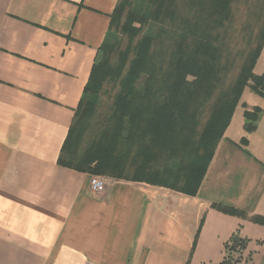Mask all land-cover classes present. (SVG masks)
I'll use <instances>...</instances> for the list:
<instances>
[{"label": "crops", "instance_id": "obj_1", "mask_svg": "<svg viewBox=\"0 0 264 264\" xmlns=\"http://www.w3.org/2000/svg\"><path fill=\"white\" fill-rule=\"evenodd\" d=\"M118 1L0 0V264H219L237 229L264 264V226L210 208L264 217V98L248 88L194 197L112 178L93 193L57 164Z\"/></svg>", "mask_w": 264, "mask_h": 264}, {"label": "trees", "instance_id": "obj_2", "mask_svg": "<svg viewBox=\"0 0 264 264\" xmlns=\"http://www.w3.org/2000/svg\"><path fill=\"white\" fill-rule=\"evenodd\" d=\"M134 1L151 7L148 18L131 11ZM237 1L119 0L57 164L196 196L244 89L264 98V73H253L264 46V25L252 36L247 51L239 54L237 73L227 83L234 64L225 57L229 52L225 25ZM252 4L257 12L264 10V0ZM150 22L159 25L160 33L154 37L142 34ZM119 38L127 43L116 53ZM106 84L116 92L100 114ZM244 109L243 129L252 132L260 109ZM210 208L264 226V217L248 218L244 211L222 204ZM248 243L240 229L235 230L224 243L219 264L249 262L250 254L244 257Z\"/></svg>", "mask_w": 264, "mask_h": 264}, {"label": "rangeland", "instance_id": "obj_3", "mask_svg": "<svg viewBox=\"0 0 264 264\" xmlns=\"http://www.w3.org/2000/svg\"><path fill=\"white\" fill-rule=\"evenodd\" d=\"M253 1L254 0H238L235 2L232 5V18L230 22L225 25V33L227 34L226 41L229 44V52L225 54V57L228 58L229 62L232 61L234 64L233 68L228 72L227 83H230L237 73V67L241 62V56L239 54L247 51L250 47L249 43L252 36L256 34L261 25H264V10L261 11L262 8H258L259 12H257L255 8H253ZM131 11L139 16L148 18L151 7L147 4L134 1L131 5ZM159 33V25L153 22L148 23L142 32L146 37H154ZM138 39H140V37ZM126 43L125 38H119L118 41H116V53L125 49ZM115 92L116 89L113 88L111 84L105 85L104 92L101 94L100 114L106 112ZM87 143L88 139H84V144L86 145ZM176 165V162H173L174 168ZM91 176L103 179L104 181L108 178L107 176L102 175Z\"/></svg>", "mask_w": 264, "mask_h": 264}, {"label": "built area", "instance_id": "obj_4", "mask_svg": "<svg viewBox=\"0 0 264 264\" xmlns=\"http://www.w3.org/2000/svg\"><path fill=\"white\" fill-rule=\"evenodd\" d=\"M105 181L103 179L97 178V177H91L90 179V190L93 193H100L105 188Z\"/></svg>", "mask_w": 264, "mask_h": 264}]
</instances>
